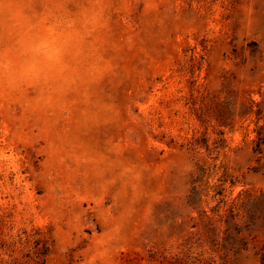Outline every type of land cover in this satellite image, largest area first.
Returning a JSON list of instances; mask_svg holds the SVG:
<instances>
[{
  "label": "rangeland",
  "instance_id": "1",
  "mask_svg": "<svg viewBox=\"0 0 264 264\" xmlns=\"http://www.w3.org/2000/svg\"><path fill=\"white\" fill-rule=\"evenodd\" d=\"M248 99L264 0H0V264H35L38 238L44 264H260L264 226L239 217L237 250L218 222L264 192Z\"/></svg>",
  "mask_w": 264,
  "mask_h": 264
},
{
  "label": "trees",
  "instance_id": "2",
  "mask_svg": "<svg viewBox=\"0 0 264 264\" xmlns=\"http://www.w3.org/2000/svg\"><path fill=\"white\" fill-rule=\"evenodd\" d=\"M220 105H215V114H217V120L221 117L222 112L218 110ZM253 108H256L254 110ZM242 115H250L254 114L256 119L264 118V103L263 101L255 102L251 99H248L247 102L242 103ZM229 110L226 109L225 112ZM255 139L252 141L253 148L252 153L254 155V161L257 163V167L255 171L259 169H264V127H258L255 131ZM204 147L207 148V145L204 142ZM217 148V147H215ZM207 175V169L204 166H198L196 172L191 175L190 184L192 188L187 198V205L189 207H195L200 202V197L202 194V190L200 189V184ZM218 184L213 187L214 195L213 197H218L219 203H225V185L228 183L230 187L234 186V182L228 179L226 174H223L218 179ZM217 212L216 210H214ZM205 215V214H204ZM245 219L250 224L259 223L261 226H264V192H260L258 195L250 194V193H239L236 198L230 201L228 204V209L226 210V214L223 216H219L218 222H223L225 225V229L223 231V239L222 247L224 245H230L232 248L237 250H244L247 243L241 238V228L239 227L237 221L239 219ZM205 223V229L207 232L214 233L216 231V227H212L214 221L208 218ZM33 255L35 258V264H44L46 257L49 253V248L47 246V242L44 239L38 238L33 239ZM258 260L260 264H264V243L259 249ZM40 260V262H39ZM203 264H216L214 261L205 262Z\"/></svg>",
  "mask_w": 264,
  "mask_h": 264
}]
</instances>
